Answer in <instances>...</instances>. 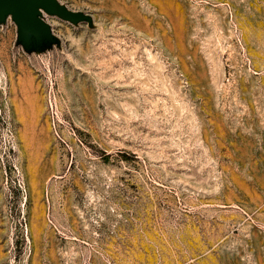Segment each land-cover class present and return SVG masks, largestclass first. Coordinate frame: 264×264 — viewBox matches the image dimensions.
Returning <instances> with one entry per match:
<instances>
[{
	"label": "rangeland",
	"instance_id": "obj_1",
	"mask_svg": "<svg viewBox=\"0 0 264 264\" xmlns=\"http://www.w3.org/2000/svg\"><path fill=\"white\" fill-rule=\"evenodd\" d=\"M0 24V264H264V0H58Z\"/></svg>",
	"mask_w": 264,
	"mask_h": 264
},
{
	"label": "water",
	"instance_id": "obj_2",
	"mask_svg": "<svg viewBox=\"0 0 264 264\" xmlns=\"http://www.w3.org/2000/svg\"><path fill=\"white\" fill-rule=\"evenodd\" d=\"M43 12L73 22L84 20L83 15L68 9L58 0H0V24L11 16L23 40L50 33L51 26L43 18Z\"/></svg>",
	"mask_w": 264,
	"mask_h": 264
},
{
	"label": "built area",
	"instance_id": "obj_3",
	"mask_svg": "<svg viewBox=\"0 0 264 264\" xmlns=\"http://www.w3.org/2000/svg\"><path fill=\"white\" fill-rule=\"evenodd\" d=\"M43 18L45 19L44 14H43Z\"/></svg>",
	"mask_w": 264,
	"mask_h": 264
}]
</instances>
